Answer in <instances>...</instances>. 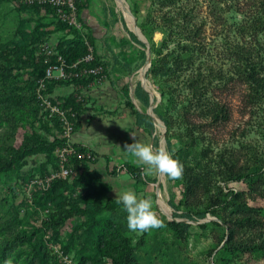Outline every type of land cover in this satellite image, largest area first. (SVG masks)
Masks as SVG:
<instances>
[{
    "label": "rangeland",
    "instance_id": "1",
    "mask_svg": "<svg viewBox=\"0 0 264 264\" xmlns=\"http://www.w3.org/2000/svg\"><path fill=\"white\" fill-rule=\"evenodd\" d=\"M136 2L138 15L132 12V0H78V23L67 27L51 9L0 0V142L11 162V168L0 174V264H114L99 249L100 244L117 254L127 239L132 241V250L122 264H264V213L258 212V206H264V92H256L248 82L251 68L264 80V0H180L200 30L193 42L178 25L169 26L172 19L157 18L154 40L164 44L163 55L179 42H191L198 50L197 65L212 80L208 97L229 109L227 121L212 122L208 113L192 114L190 97L177 88L178 98L169 115L171 149L183 150V174L176 180L146 174L124 149L133 136L171 153L166 126L159 124L153 134L147 132L137 125L128 105L145 113L153 107L160 119L155 112L162 113L160 93L150 81L145 80L146 89L154 90L151 96L156 101L145 107L135 96L148 56L147 47L132 39L131 34L138 35L127 15L130 9L139 27L148 14L158 17V7L154 9L150 0ZM168 12L171 18L175 16L174 8ZM87 38L93 39L89 56L104 63L84 72L93 73L94 81L83 89L65 82L45 102L38 101L37 92L45 79L68 80L61 50L79 52ZM43 58L54 71L38 80L34 65ZM71 94L81 101L82 110L68 106L65 100ZM190 121L194 142L189 137ZM39 139L65 143L16 154ZM80 148L88 159L70 161ZM62 167L71 172L66 178L59 176ZM185 173L204 178L207 184L199 182L196 193L187 195L189 204L215 215L209 212L193 220L174 216V206L186 196ZM53 176L66 181L59 192L67 198L86 196L90 201L99 198L103 204L116 203V192L131 189L138 197L149 198L166 223L184 226L180 231L164 226L130 232L126 213L116 203L95 218L79 212L62 228H48L44 222L53 205L43 191ZM235 176L241 179L233 188L246 205L244 214H254L263 226L238 228L240 250L228 253L224 245L229 232L219 217L234 224L236 212L216 197L219 186L226 185L221 180Z\"/></svg>",
    "mask_w": 264,
    "mask_h": 264
},
{
    "label": "trees",
    "instance_id": "2",
    "mask_svg": "<svg viewBox=\"0 0 264 264\" xmlns=\"http://www.w3.org/2000/svg\"><path fill=\"white\" fill-rule=\"evenodd\" d=\"M132 1L134 3L132 12L135 15H138V4L136 0ZM150 1L152 2L154 9L158 7V9L156 10L159 12V15L158 17H154L150 13L146 16L145 20L139 25L143 35L149 42L152 56L151 66L147 71L146 76L151 82V84L154 86V88H156L161 95L160 108L162 109V113H159L157 109H155V112L158 113V116L167 128L166 142L167 146L171 151V154L180 161L183 156V150L173 152L171 149L172 138L169 136L171 129L169 115L173 111L174 105L178 98L177 88L185 90L188 96L190 97V111H193L192 114L208 113V115L211 116L210 119L212 122L227 121L230 119L229 109L226 104L223 105L219 103L218 100H214L208 97L210 89L212 87V80L209 79L208 76H204L202 69L199 65H197L196 53H198V50H195V48L190 44L191 42L196 40L198 35H200L198 24L195 22L192 14L185 11V8L179 5L180 0ZM31 6H34L36 9L48 8L53 10L56 14L55 9L49 5L34 4ZM173 8L174 12H176L175 16L171 18V12H168V10L173 11ZM157 18L163 21L172 19L169 22V26L172 27L178 25V27L180 28L179 31L183 34L185 33L188 37V40L191 42H179L177 43V46L173 51H170L163 55L162 51H164V44L158 45L154 40V31L156 29V24L158 21ZM64 24L67 27L70 26L67 23ZM131 36L135 42L145 48L147 47V44L143 40L138 38L135 34H131ZM163 42H165V39ZM91 45H93V39L89 38L88 43H84L81 48V51L79 52H72L69 51L67 48L61 50L60 53L63 55V57H65V61L68 67L66 68V71L69 75L68 80L48 81L47 79H45L47 78L46 72L49 66V63L46 62V58H43L41 61L37 62V64L34 65L38 80L45 79V81L43 82V86H46V89L42 90L44 95L53 93L56 87L65 84V82H68L74 85L75 87L81 86L83 89L87 88L89 84L94 81L95 76L93 75V73L84 72H92L97 68V66H102L104 65V63L101 62L97 57H93L89 61L84 60L87 56H89V47ZM77 62L79 63L76 65V67H73ZM222 81L223 85H225L224 78H222ZM248 82L250 83L252 88L256 90V92H264V80L259 78L258 74H254L253 68H251V76ZM135 96L145 107L151 106V95L141 86L140 83L135 89ZM65 101L68 106L72 107L73 109L82 110L81 101H79L78 97L74 94L68 96ZM155 101L156 99H154L153 102ZM128 105L131 107L132 113L136 117L137 125L139 127L144 128L147 132L153 134L156 131V124L154 119L145 112L134 110L131 104ZM184 119H186V115H184ZM190 123L192 125V130L189 133L190 142H194V124L191 121ZM186 124L189 125L188 123ZM64 143L65 141L60 139H56L52 142H49L48 140L39 139L36 140L33 145L25 144L21 148V150L16 152V154H20L23 151L28 150L32 147L47 150L55 148L57 145H63ZM80 157L85 159H88L89 157L88 153L83 148L75 150L74 154L70 156V161H75L77 163L80 160ZM10 168L11 162L8 158V154L5 155L4 147L0 142V174ZM136 176L141 179V175L139 173H136ZM184 177L186 180V189L184 194L186 196H184V201H180L178 206H174V216L185 217L190 220H193L195 218H204L209 212L215 215V212L208 209L202 210L198 207L193 208L192 205L188 202L190 196L187 195L189 193H196L195 189L198 187L199 182L202 186H204V184L207 185L204 181V178H201L200 180V177L197 178V176L192 173H185ZM237 177L238 176H235V178L232 179L224 178L223 180H221V184L226 183V185L225 187L219 186L220 195L216 197L217 200H221L220 203L229 205L228 209H233L232 211L236 212L234 224L233 220H230L225 216L219 217L225 229L229 232V235L224 245V250L228 253H235L237 250H240L239 247L241 246V244L237 238L238 228L244 230L246 228L253 229L256 226H263L261 220H257V218L254 217V214H244L243 209L246 208V205L241 202L238 189L233 188L236 186V183L241 180ZM65 183L66 181L61 178L53 179L50 183H48V186L46 187L45 191H43V195L46 196L45 199L48 200V202L51 201V205H53V209L51 210L48 219L44 222V226L48 228H62L67 223V221L73 219L79 212H83L89 215L90 217L95 218L104 210H107L110 207H112L113 209V206L116 204L111 200L103 204L101 201H99V198H94L92 201H90L86 198V196L67 198L59 192V189L61 188L60 186ZM226 190H229V193L226 192ZM222 198L224 200H222ZM258 207V212L263 214L264 206ZM179 211H182V213H179ZM157 215L159 216L158 213ZM213 223L219 227L222 226L219 222ZM164 225L170 226L176 231L182 230L184 226L182 222L166 223L165 221ZM99 249L103 251V253L105 254L104 256L111 258L114 264H122V261L126 260V256L129 254L130 250H132V241L130 239H127L122 242L120 244V251L117 254H115L112 250H110L103 244H100ZM262 249H264V247Z\"/></svg>",
    "mask_w": 264,
    "mask_h": 264
},
{
    "label": "clouds",
    "instance_id": "3",
    "mask_svg": "<svg viewBox=\"0 0 264 264\" xmlns=\"http://www.w3.org/2000/svg\"><path fill=\"white\" fill-rule=\"evenodd\" d=\"M132 138L133 142L125 144L124 149L135 163L144 168L146 174H162L172 180L182 176L183 164L169 151L164 148L154 149L151 144ZM116 197V203L126 213V225L130 232L144 233L165 226L149 198H140L131 189L116 192Z\"/></svg>",
    "mask_w": 264,
    "mask_h": 264
},
{
    "label": "built area",
    "instance_id": "4",
    "mask_svg": "<svg viewBox=\"0 0 264 264\" xmlns=\"http://www.w3.org/2000/svg\"><path fill=\"white\" fill-rule=\"evenodd\" d=\"M20 1L28 5H34V4L49 5L55 9L57 16L60 18L62 22L67 23L70 26H76L78 23L77 22V2L78 0H20ZM91 59H92L91 56H87L85 58L86 61H89ZM53 71H54L53 68L51 67L48 68L46 72V77H50ZM61 76L62 77L65 76L62 70H61ZM42 87H43V82L40 84V88L38 89L37 98H38V101L45 102V97L47 95L43 94L41 90ZM70 173L71 172L68 168L62 167L59 176L66 178L70 175ZM54 177L55 176H53L52 179H54Z\"/></svg>",
    "mask_w": 264,
    "mask_h": 264
},
{
    "label": "water",
    "instance_id": "5",
    "mask_svg": "<svg viewBox=\"0 0 264 264\" xmlns=\"http://www.w3.org/2000/svg\"><path fill=\"white\" fill-rule=\"evenodd\" d=\"M128 9H129V7H128ZM129 13H130V17H131V19H132V25H133V27H134V29H135V31H136V34L138 35V37H140V38H141V39L147 44V56H148V60H147V63H146V71H145V73H144V80H147V81L149 82V80H148L147 77H146V72H147V70L149 69V67L151 66V60H152L151 51H150V46H149V42L147 41L146 37L143 35V33H142V31L139 29V27L136 25V23H135V18H134V16H133V14H132V12H131L130 9H129ZM144 80H143V81H144ZM143 81H141V85H142V87H143L147 92H149L150 95H151L152 92H153L154 90H152V92H150L149 90H147V89L144 87ZM149 83H150V82H149ZM150 86H151V88L153 89V87H152L151 84H150ZM157 96H158V98H161L160 95H159L158 93H157ZM152 99H153V96H151V101H153ZM147 114L150 115V116L154 119L156 125L161 124L162 127L164 126V123L162 122V120H161V119H158V118L155 116V114H154V112H153V107H150V110L147 112ZM164 134H165V132L163 133V137L165 136Z\"/></svg>",
    "mask_w": 264,
    "mask_h": 264
},
{
    "label": "bare ground",
    "instance_id": "6",
    "mask_svg": "<svg viewBox=\"0 0 264 264\" xmlns=\"http://www.w3.org/2000/svg\"><path fill=\"white\" fill-rule=\"evenodd\" d=\"M126 12H127V9H126ZM127 13H128V12H127ZM127 15H128V22H129V24H132V19H131L129 13H128ZM145 70H146V67L143 68V69L141 70V72H140V73H141V75H140V79H141V81L144 80L143 74H144V71H145ZM143 84H144V87L147 88V87H146V84H145V80L143 81Z\"/></svg>",
    "mask_w": 264,
    "mask_h": 264
}]
</instances>
